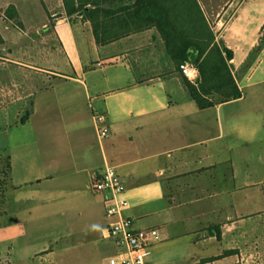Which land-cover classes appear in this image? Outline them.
<instances>
[{"label":"crops","instance_id":"0c3cea01","mask_svg":"<svg viewBox=\"0 0 264 264\" xmlns=\"http://www.w3.org/2000/svg\"><path fill=\"white\" fill-rule=\"evenodd\" d=\"M199 2L217 41L233 52L242 92L229 101L213 95L217 103L205 109L156 27L99 44L91 22L70 16L64 0H0V103L23 105L0 110L6 240L41 224L99 245L89 232L99 228L100 204L105 215L104 195L89 184L110 164L127 188L126 215L159 231L145 264H264V0ZM12 5L15 19L6 13ZM22 38L35 57L14 55ZM43 99L54 112L44 129L34 126ZM94 112L108 118L104 140ZM61 240L63 233L20 262L67 264Z\"/></svg>","mask_w":264,"mask_h":264},{"label":"trees","instance_id":"16d2710c","mask_svg":"<svg viewBox=\"0 0 264 264\" xmlns=\"http://www.w3.org/2000/svg\"><path fill=\"white\" fill-rule=\"evenodd\" d=\"M64 3L70 16L82 15L91 22L99 44L156 27L180 71L181 64L187 62L198 68L196 84L184 74L182 80L199 108L213 107L217 103L213 95H218L221 101L242 96L232 71L233 52L217 41L199 0H64ZM6 13L11 19L18 17L13 5ZM3 43L0 35V44ZM29 115L26 112L21 122L25 123Z\"/></svg>","mask_w":264,"mask_h":264},{"label":"rangeland","instance_id":"374dc122","mask_svg":"<svg viewBox=\"0 0 264 264\" xmlns=\"http://www.w3.org/2000/svg\"><path fill=\"white\" fill-rule=\"evenodd\" d=\"M15 31H17V34L22 37L24 36L19 30L16 29ZM28 38H22L19 42L21 43V45H19L20 47L16 46L13 50L14 55L18 54L19 57L23 56L25 57L24 59H30L29 55L34 53L33 56L35 57V54H37L35 53L36 48L30 46L32 42ZM5 72L6 70H3L0 72V75H3ZM44 94L47 93L44 92L43 95ZM47 105L48 104L44 102V99L40 102L39 107L36 109L34 126H38L39 128L42 127L43 129L45 128L47 120L51 117L49 113H54L52 109L47 107ZM0 106L1 112L9 115L10 113L13 114L19 106L23 105L20 103L6 102L0 103ZM7 121L11 122V119H8ZM8 171L9 163L4 161L0 165V176L3 177L9 174ZM99 207L101 208V214L97 222L99 228L95 231L89 232V235H95L96 239L100 238L101 241L99 245L88 239L86 240L87 244L82 245V241L84 240L81 237L79 239L77 231L71 230L69 233L70 237L64 238L66 235L65 231L61 230V232H59L52 226H48L47 228L46 225L41 226V224H37L35 225V229L32 232H29V234H25L22 230V234L20 233L17 239L6 240L5 238L8 237L3 233H0V264H23L19 259L21 256H26L27 254H30V252L40 253L48 251L53 244L52 242L54 238L56 239L57 234L60 235V233H63V240L59 243L57 250H59L58 253L63 254L64 256L68 255L70 262L67 264H109V258L114 254L113 249H115V247L112 245L111 240L106 241L102 238V229L105 228L104 226H107L109 222L104 215L102 204H100ZM67 242L68 245L66 244ZM46 254H49V252H45L43 255Z\"/></svg>","mask_w":264,"mask_h":264},{"label":"built area","instance_id":"2783aa9c","mask_svg":"<svg viewBox=\"0 0 264 264\" xmlns=\"http://www.w3.org/2000/svg\"><path fill=\"white\" fill-rule=\"evenodd\" d=\"M182 73L192 83L199 80V70L191 63L181 64ZM93 120L98 138L110 136L108 118L104 113L94 112ZM89 188L104 195L105 216L108 220L104 229L105 238L112 241L116 252L109 258V264H145L154 244L160 240L157 228H138L134 220L126 215L130 207L127 188L115 166L106 164L98 172H92Z\"/></svg>","mask_w":264,"mask_h":264}]
</instances>
